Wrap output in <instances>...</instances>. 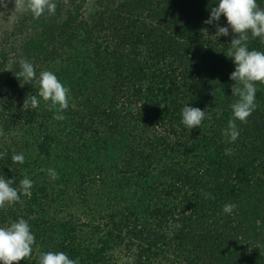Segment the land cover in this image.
<instances>
[{
  "label": "trees",
  "instance_id": "16d2710c",
  "mask_svg": "<svg viewBox=\"0 0 264 264\" xmlns=\"http://www.w3.org/2000/svg\"><path fill=\"white\" fill-rule=\"evenodd\" d=\"M54 2L39 19L0 5V177L34 182L0 210V226L23 218L36 237L20 264L48 251L79 264H264V84L229 143L235 34L214 36L224 16L204 23L219 0ZM248 47L264 52L259 38ZM21 58L70 89L63 121L17 78ZM33 95L39 107H24ZM185 105L207 111L201 128H185Z\"/></svg>",
  "mask_w": 264,
  "mask_h": 264
},
{
  "label": "clouds",
  "instance_id": "9594fccd",
  "mask_svg": "<svg viewBox=\"0 0 264 264\" xmlns=\"http://www.w3.org/2000/svg\"><path fill=\"white\" fill-rule=\"evenodd\" d=\"M0 5L6 8L7 0H0ZM56 7L54 0H15V9L28 11L35 19L45 14L54 15ZM221 16L226 17L228 27H220L217 24L218 30L214 36H228L229 29L235 34L225 55L232 58L236 66L230 79L235 81L232 95L238 99L231 104L233 119L229 120L223 133L229 143H234L240 135L236 120L244 124L248 122L257 108L256 84H264V52L249 50L248 47L250 36L252 39L259 38L261 43H264V8L260 7L257 0H219L218 6L211 8V16L204 23L213 24L219 21ZM19 65L21 71L15 73L17 78H23L25 84L35 81L39 85V97L46 103L49 111L56 112L54 119L63 121L66 117L62 113L70 106V89L51 71H41L37 77L33 64L24 58L19 60ZM29 101L33 109L39 107L37 96L27 97L24 107ZM181 112L182 123L189 131L201 128L207 118V111L197 107L185 105ZM3 135L4 132L0 130V136ZM232 152L230 148L225 149L226 155ZM5 155L6 153H0V158ZM12 160L14 163L23 164L25 157L23 154H16L12 156ZM41 171H47L52 180L59 179L55 169ZM13 184L14 179L0 177V210H6L20 202L21 194L30 195L34 182L26 177L20 181L19 189L13 187ZM208 197L214 199L211 194H208ZM236 208L237 205L228 203L224 205L223 212L232 214ZM257 224L259 225L260 221H257ZM35 245L36 237L25 219L20 218L6 226H0V264H20L21 261L30 260ZM38 264H79V261L69 258L62 251H48L39 255Z\"/></svg>",
  "mask_w": 264,
  "mask_h": 264
},
{
  "label": "rangeland",
  "instance_id": "374dc122",
  "mask_svg": "<svg viewBox=\"0 0 264 264\" xmlns=\"http://www.w3.org/2000/svg\"><path fill=\"white\" fill-rule=\"evenodd\" d=\"M3 41H4V40H3L2 37L0 36V47H2L1 44H2ZM77 210H78V206H75V205H74V207L72 208V210L69 209V211L72 212L71 214L76 213L75 211H77ZM65 213H66V214L68 213V210H67V209L64 210V211H62V213H61L60 215H64ZM68 215H69V214H68ZM116 256L119 257V258H118L119 263H123L124 261H128V260H129L128 255L123 251V249H118V251L116 252Z\"/></svg>",
  "mask_w": 264,
  "mask_h": 264
}]
</instances>
